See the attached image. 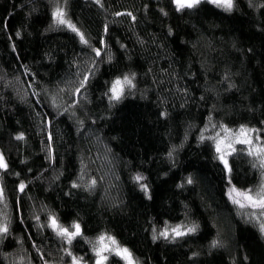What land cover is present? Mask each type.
I'll list each match as a JSON object with an SVG mask.
<instances>
[{
	"label": "trees",
	"instance_id": "16d2710c",
	"mask_svg": "<svg viewBox=\"0 0 264 264\" xmlns=\"http://www.w3.org/2000/svg\"><path fill=\"white\" fill-rule=\"evenodd\" d=\"M53 2L0 0V152L9 163L7 172L0 170L5 189L0 213L10 218L12 229L0 239V264H43L37 248L52 264H70L60 239L46 226L38 228L33 218L38 215L46 225L50 211L66 226L80 221L83 236L74 240L73 251L90 261L91 245L84 237L94 240L107 232L140 264H264L257 227L246 224L223 195L222 165L213 159L212 142H198L209 114L213 123L233 129L240 124L264 129V8L236 0L231 13L204 3L179 14L170 0H102L103 7L95 0H67L69 18L102 48L101 57H95L66 27L45 31ZM162 7L168 16L159 11ZM126 11L136 20L114 15ZM101 36L106 46L100 45ZM90 58L98 62L95 75L80 97L72 95L78 68L83 74ZM129 71L137 73L135 95L109 108L102 96L105 81ZM229 82L236 87L229 89ZM53 97L57 107L63 105L59 112ZM74 99L78 103L64 111ZM162 111L168 115L160 116ZM18 132L25 133L23 140L14 138ZM49 134L53 159H46ZM181 144L173 167L166 154ZM229 159L234 183L255 190L261 173L251 167V158L241 151ZM81 160L84 182L97 180L91 192L71 186L81 174ZM136 172L148 178L151 200L132 181ZM189 173L196 183L177 188ZM21 179L24 193L16 188ZM166 220L172 225L194 220L200 228L176 243H153L152 226L163 227ZM213 238L225 247L210 252ZM115 261L119 258L109 257V264Z\"/></svg>",
	"mask_w": 264,
	"mask_h": 264
},
{
	"label": "snow or ice",
	"instance_id": "6c2138e0",
	"mask_svg": "<svg viewBox=\"0 0 264 264\" xmlns=\"http://www.w3.org/2000/svg\"><path fill=\"white\" fill-rule=\"evenodd\" d=\"M171 6L176 13L185 14L195 10H198L199 7L207 3L213 5L218 9H221L225 12H233L236 7V0H170ZM95 3L100 7H103L102 0H95ZM145 9L148 8V5H144ZM249 7L264 8V3L254 4L252 0H249ZM159 11L166 17L168 16V11L165 8H160ZM116 16L127 15L131 17L132 21L136 20V16L131 11H126L125 13L116 12ZM51 23L45 31L52 29H57L61 27H66L76 37L79 38V42L82 45H85L91 49L95 54V57H101L102 48L97 47L86 38L85 33L69 18L67 13V0H64L63 4L59 0H55L52 3L51 12ZM6 27V25H5ZM264 30V29H262ZM173 27L169 26L168 35H173ZM104 32H108L107 24L104 26ZM17 37L21 35L20 31L15 33ZM11 39V37H10ZM100 45L106 46V41L103 36L99 40ZM121 48L125 45L121 44ZM13 51L16 50L15 44L12 45ZM251 51V49H249ZM108 62L112 61V56L109 53L107 56ZM73 63H77L74 61ZM97 60L90 58L87 62V69L81 74L79 68L77 71V81L71 89V94L77 97H80L82 90H86L90 78L95 75ZM25 72L29 71L28 66L24 65ZM224 79H228V74L225 73ZM137 73L134 71L120 73L115 75L110 81H105L106 90L102 93L103 97L107 98L108 107L112 108L123 101L129 95H135V90L137 88ZM229 89L236 87V85L229 82ZM60 91L63 92L64 88H60ZM185 94L187 89H183ZM36 94L35 92L33 93ZM201 100L204 99V96H201ZM78 103V100L74 99L71 101L68 108H65L64 111H69L70 108ZM53 106L56 105V97H53ZM63 107L61 104L57 107L59 112L60 108ZM183 107V105H181ZM72 115H75L73 112ZM168 115L167 111L160 112V116L166 117ZM264 115V112H262ZM48 123H51L50 121ZM78 125L83 127L84 121L78 120ZM95 123V120H93ZM261 124H264V120L260 121ZM211 129V134L205 135ZM79 131V128L77 129ZM264 129L250 126L249 124H240L238 129L230 128L227 124L223 122L213 123L212 116L209 114L208 121L205 123L204 128L201 129L200 135L198 136V142L203 143L205 140H210L213 147V159L219 162V165H222V175L225 181V187L223 189V195L227 198V201L231 203L236 209L237 215L240 216L246 224H253L257 227V230L260 235V239L264 240V135L260 133ZM25 133L18 132L15 134V139L23 140ZM53 137L51 134L48 136V156L46 159H53ZM244 145L243 149H237L236 145ZM181 145H173L167 152V157L172 161L173 167L175 166V153L178 148L182 147ZM244 152L246 155L251 158V167L253 169H259L261 173V182L255 188H240L234 183L233 173L235 171L234 165L230 163V157L233 154H238L239 152ZM24 163V161H21ZM81 174L77 180L71 181L72 188H84L85 190L91 192L94 190L97 180L95 178H89L87 182L85 180L84 174V162L81 160ZM0 170L7 172L9 170V163L7 162L3 152H0ZM31 172V169H28ZM13 175L19 177L21 174L19 172L13 173ZM163 175L167 176L168 173L165 172ZM2 177H0V203L4 202L5 198V189L2 184ZM135 185L138 186L139 190L143 193L144 197L151 200L152 190L150 184L147 182L148 178L141 172H136L131 177ZM83 182V183H82ZM196 183L195 178L191 173L184 177L180 183L176 185L177 188H184L187 185H194ZM26 181L21 179L17 184L16 188L19 193H24L26 189ZM66 195H71V193H66ZM17 206L22 208L21 199L17 200ZM33 218L38 222L37 227H48L52 232L60 239L62 242L61 251L65 256L70 257V264H109V257L115 256L119 258V261H123L124 264H140L138 258H136L129 247L122 245L115 236L107 232H101L98 234L94 240L84 237L87 243L91 245V252L93 254V259L90 261L85 259V257L77 255L73 251V242L77 237L83 236L82 226L78 219H74L70 225H65L60 221V218L54 213L49 212L47 216V222L45 224L39 223L40 217L34 215ZM23 222V219H21ZM11 221L10 218L3 213H0V239L6 238L9 233L12 231L10 227ZM200 224L197 221H191L190 223H177L169 224L166 220L164 221L163 227H156L155 225L151 228V239L153 243H156L159 240H164L169 243H176L178 240H182L187 236L195 234L198 232ZM19 242V241H18ZM33 247H37L36 244H33ZM225 247V242L219 238H213L209 244V250L218 249ZM37 251L40 252V259L43 261V264H52L51 261L45 258L43 252L37 248ZM200 255L197 252H192V257H197ZM244 259L247 261L248 256H245ZM119 261H115L114 264H119ZM31 264V262H30ZM64 264H69V261H65ZM235 264V261L233 262Z\"/></svg>",
	"mask_w": 264,
	"mask_h": 264
}]
</instances>
